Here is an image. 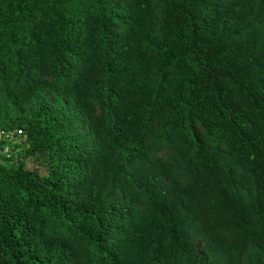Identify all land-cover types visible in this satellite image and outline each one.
Masks as SVG:
<instances>
[{
  "label": "trees",
  "instance_id": "obj_1",
  "mask_svg": "<svg viewBox=\"0 0 264 264\" xmlns=\"http://www.w3.org/2000/svg\"><path fill=\"white\" fill-rule=\"evenodd\" d=\"M18 130L0 264H264V0H0Z\"/></svg>",
  "mask_w": 264,
  "mask_h": 264
},
{
  "label": "built area",
  "instance_id": "obj_2",
  "mask_svg": "<svg viewBox=\"0 0 264 264\" xmlns=\"http://www.w3.org/2000/svg\"><path fill=\"white\" fill-rule=\"evenodd\" d=\"M21 135L22 132L20 130H18L16 133L14 131H1L0 144L3 143L4 146L0 148V154L8 158L13 157V159H17ZM14 146L16 147V151L12 150V147Z\"/></svg>",
  "mask_w": 264,
  "mask_h": 264
},
{
  "label": "rangeland",
  "instance_id": "obj_3",
  "mask_svg": "<svg viewBox=\"0 0 264 264\" xmlns=\"http://www.w3.org/2000/svg\"><path fill=\"white\" fill-rule=\"evenodd\" d=\"M22 145L23 144L21 143V145L19 147V153L21 155H22V152L24 151V149L27 148V145H25L24 148H22ZM23 163H24L26 168H28V169H36L38 171V173L41 174V175H44L46 173L45 167L43 165H41L40 163L38 164L37 160L35 158H31V157L29 159L27 158V159L24 160Z\"/></svg>",
  "mask_w": 264,
  "mask_h": 264
}]
</instances>
